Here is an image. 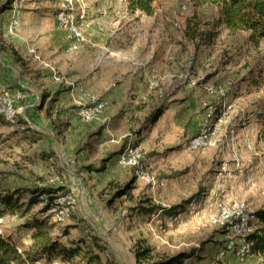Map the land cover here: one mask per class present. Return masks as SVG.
<instances>
[{
  "label": "crops",
  "instance_id": "obj_1",
  "mask_svg": "<svg viewBox=\"0 0 264 264\" xmlns=\"http://www.w3.org/2000/svg\"><path fill=\"white\" fill-rule=\"evenodd\" d=\"M67 1L19 0L21 24L19 17L15 27L20 24V28L16 30L12 29L11 20L14 14L16 20L20 12H15L12 1L7 2L8 9L0 11V91L18 86L26 90L27 98L18 111L44 121L40 122L44 128L32 129L34 135H29L27 142L32 146L44 142L40 161L56 173V179L63 177L65 184L73 187L76 177L65 166L64 157L77 153L75 157L84 162L87 158L84 145L93 143L96 150L97 147L103 150L107 140L115 141L124 129L136 127L140 128L141 148L157 154L152 161L162 174L172 173L167 179L173 182L174 189L179 179L192 178L193 169L199 167L206 172L205 185L209 187L207 197L201 200L205 199L204 209L211 216L224 204L245 203L254 210L253 205L263 209L264 113L248 114L246 106L235 101L238 97L221 98L218 88L229 87H217L215 91L209 87L208 92L216 95L211 97L206 92L208 83L202 80H186L183 86L173 81L169 83L172 86L164 88L169 95L161 116L152 125L144 124L157 103L156 90L151 91L150 87L151 73L171 76L175 72L170 55L166 63L158 59L160 47L153 38L156 27L153 16L131 12L126 0H72L74 12L77 9L83 17L79 28L85 41L71 50L72 42L56 20L58 12L67 7ZM2 5L4 2L0 0V8ZM69 37L76 42L83 40ZM12 49L21 58V64L11 58ZM82 91L106 103L105 117L79 121L77 116L89 106L92 97L83 96ZM5 94L13 99L9 93L1 95ZM13 101L15 120L19 100ZM225 103L231 108H223ZM77 104L83 107L80 109ZM207 104L218 110L216 115L214 111L205 112ZM207 115L208 119L215 117L214 145L212 142L213 146L201 155L189 153L186 142L197 133ZM22 119L28 124L25 117ZM97 130L102 131L100 138L93 141L91 136ZM109 161L105 170L111 164ZM187 167L190 171H181Z\"/></svg>",
  "mask_w": 264,
  "mask_h": 264
},
{
  "label": "rangeland",
  "instance_id": "obj_2",
  "mask_svg": "<svg viewBox=\"0 0 264 264\" xmlns=\"http://www.w3.org/2000/svg\"><path fill=\"white\" fill-rule=\"evenodd\" d=\"M11 1L13 5H16L15 12H20L19 0ZM72 4V0H68L67 7L58 12V14L63 11L73 13L72 15L76 18L75 22H77V24L75 23L77 30L83 38L80 42H76L69 37L70 33L65 31L72 42L71 50L74 49L75 44L85 41L80 30L82 14H78L77 9L74 12ZM76 4L78 3L74 5L76 6ZM152 8L150 15L153 16L156 26L154 37H152L154 41L159 42L160 56L158 59L160 62L166 63L170 60V55V62L174 63L173 70L175 71L170 73L171 76L163 72L151 73L153 80H151L150 87L151 91L156 90L157 97L154 110L157 107L164 108L166 106L164 101L169 93L164 88L167 85L172 86L169 83L177 81L176 85L183 86V82L186 80H202L209 85L206 87L209 96H216L208 92L209 87H226V84L229 83L228 90L218 88L217 92L221 98L227 97L233 100L238 97L239 99H235V101L243 103L248 114L254 111L264 113V42L254 45L248 40L247 34L243 32L232 33L220 28L218 35L212 41L213 44L204 45L199 40L191 41L185 38L184 29L187 21L189 23L191 17L195 15L196 19L200 21V29L216 32L217 30L212 27V23L218 17L215 8L211 6L194 8L187 0H156ZM13 19H15V14ZM60 29L62 28L60 27ZM21 85L25 86L24 84ZM18 87L15 89L12 87L5 88L0 91V95L9 93L15 96V93L18 92L26 93L24 88ZM81 94L83 96L91 95V93H84V91ZM91 96L101 100L94 94ZM102 103L105 105V111L100 118L105 117L107 107L104 101ZM16 105L17 117L13 123L0 118V194L21 190L24 191L21 201L26 202L30 193L39 188L55 191L62 189L55 195V199L68 195L69 200L64 205L65 208L70 209V214L64 221L57 222L53 218V210L51 211L54 222L51 218L50 221L55 225L52 230V237H61L60 239L65 241L67 238L62 236L63 232L68 233L69 238L91 232L97 240L105 244L107 251L116 261L115 264H134L132 251L135 244L141 240L146 241L157 252L169 256L180 252L194 251L193 257L182 264H264V252H252L248 257L239 258L226 250V245L229 242L227 233L212 224L211 220L209 222V211H205L203 205L205 199L201 200L207 197V187H209V185H205L208 182L205 178L206 172L199 167L193 169L192 178L186 181L179 179L176 184L177 188L174 189L173 182L167 179L172 173L162 174L160 170L156 169L157 164L152 161L157 154L153 151L146 152L141 148L139 144L140 128L124 129L119 139L107 140L103 150H99L100 147H97L96 150L93 143L84 145L83 153L87 157L84 162L75 157L77 153H71V155L64 157L65 166L68 170L74 171L76 177L73 182L74 186L71 187L69 184H65L66 180L63 177L56 179V173L51 172L50 168L45 167L44 162L40 161L41 156L44 155L40 152L41 149H44V142L36 143L33 146L27 142L30 139L27 137L34 135L32 129L44 128L40 124L44 121L39 117L37 118L36 115V118H33L20 114L18 110L23 107L24 101H17ZM209 106L213 105L207 104L205 112L208 114L209 111H214L216 115L218 110L211 108L207 111ZM222 106L226 109L231 108L226 103ZM239 111L242 113L243 109ZM23 117L26 118L28 124L24 121V124L19 123ZM214 119L215 117L208 119L207 115V120L204 123L201 122L202 125L199 126L200 128L209 121L210 125L208 124L209 127L205 128L204 132L208 138L213 139V145L214 137L213 135L210 137V134L214 133ZM144 124L149 125L145 119ZM103 127H106V123ZM101 132V130H97L91 136V140L98 141L94 138H100ZM194 136L186 142V151L189 153L201 155L213 146L190 149L189 144L194 140ZM129 144H134L140 148L138 167L146 175V179L137 176L136 167L132 166L129 159L124 168L118 164L119 155L123 152L121 156H124L126 146ZM37 157L38 160H36ZM103 159H110L111 164L107 170L98 172L96 169H99ZM87 166L91 167L92 170H83ZM45 169L48 172H45ZM181 171L188 172L190 168L187 167ZM132 178H136L135 188L131 191L132 198L123 196L113 200L112 195L116 188L124 186ZM200 184L204 185L199 187ZM66 185L69 186L66 187ZM197 194L198 200L196 198L190 207L188 205L181 213L173 217H166L161 214L143 215L135 210L140 202L147 200L151 201V204L169 207L177 205V203L180 204ZM46 198V195L40 196L42 201H46ZM151 204H143V206H150ZM253 206L255 211L260 210V205ZM42 207L43 204L34 206L28 216L33 215ZM23 222L24 220L13 216L6 217L2 225L4 230L12 235L20 248L27 249L31 243V230L20 229L19 227ZM259 224L260 222L253 226L251 233L261 227ZM236 246V249L239 250V244ZM220 253H224V256H220ZM34 264H45V262L40 260Z\"/></svg>",
  "mask_w": 264,
  "mask_h": 264
},
{
  "label": "trees",
  "instance_id": "obj_3",
  "mask_svg": "<svg viewBox=\"0 0 264 264\" xmlns=\"http://www.w3.org/2000/svg\"><path fill=\"white\" fill-rule=\"evenodd\" d=\"M128 9L131 12L140 11L146 15L152 13V5L156 0H126ZM185 1V0H181ZM194 8L211 6L216 9L218 17L212 23L216 32L200 29V21L193 15L184 29V37L188 40H199L204 45L213 44V39L218 35L220 28L229 32H243L247 34L248 40L252 44L264 42V0H187ZM10 3L1 6L0 11L9 8ZM192 24V25H191ZM209 26V24H207ZM205 41V42H204ZM11 58L21 64V58L13 49L10 50ZM2 95H0L1 97ZM45 98V96H44ZM25 101V100H24ZM54 101V99L52 100ZM164 108L159 107L152 111L145 119L149 125L154 124L163 113ZM3 120V118L0 116ZM19 123L24 124L20 119ZM110 159H103L98 172L105 170L106 163ZM84 169L92 170L87 166ZM136 178H132L124 186L117 187L112 195L113 200L127 196L132 198L131 191L135 188ZM111 184V183H110ZM52 189L39 188L30 193L26 202H22L24 191L14 190L0 194V264H34L44 260L45 264H115L111 253L107 251L103 242L97 240L94 234L77 235L69 238V234L63 232L61 237H52V230L55 225L52 220V213L55 203V195L61 192ZM46 195V201H42L40 196ZM198 194L182 201V203L161 207L151 204L147 200L140 202L135 210L143 215L161 214L166 217H173L182 212L195 199ZM151 204L143 206V204ZM43 204V207L36 213L28 216L34 206ZM257 223L260 228L246 237L247 243L251 244L252 252H264V208L257 210ZM17 217L24 220L20 229L31 230V243L27 249L20 248L12 235L4 230L2 222L6 217ZM28 216V217H27ZM53 221V220H52ZM54 222V221H53ZM56 223V222H55ZM224 246V245H223ZM134 264H182L193 257L194 251L180 252L176 255H166L157 252L154 247L146 241H138L133 248ZM114 262V263H113Z\"/></svg>",
  "mask_w": 264,
  "mask_h": 264
},
{
  "label": "bare ground",
  "instance_id": "obj_4",
  "mask_svg": "<svg viewBox=\"0 0 264 264\" xmlns=\"http://www.w3.org/2000/svg\"><path fill=\"white\" fill-rule=\"evenodd\" d=\"M10 0H3L4 3H7ZM73 14V13H72ZM71 13H65V11L61 12L57 16V21L60 27L70 33V35L77 41L82 39L81 34L77 30V22H75V16ZM20 15L17 13L15 25L19 23ZM63 17V19H60ZM77 21V20H76ZM76 23V24H75ZM98 99L95 97L89 98V106L90 103H93L94 112L98 113L99 117L103 115L105 105L102 102H97ZM14 101L9 95H2L0 97V113L4 116L6 121L14 122L15 111L13 110ZM77 106L81 109L83 106L77 104ZM85 109L80 111V116H84ZM209 125L206 123L200 130L199 139L197 142L195 140L191 141L189 144L190 149L194 148H207L212 145V138L207 139V135H205V128H208ZM212 132V131H211ZM214 136V133L210 134ZM209 149V148H208ZM201 150V149H200ZM195 151V150H194ZM202 152V151H201ZM133 156L131 157V155ZM140 148H138L134 144L127 145L124 156L130 157V163L132 166L136 167L137 176L143 177L146 179V175L141 171L138 167V161L140 159ZM65 198V200L63 199ZM59 197L54 200L55 206L52 211L53 218L57 222H62L69 217L70 209L65 208V202L69 200V196L66 195L64 197ZM45 200V198H44ZM68 205V203H67ZM223 207L218 210L216 215H212L211 223L224 230L227 233V238L229 240L228 245H226V250L228 252L234 253L239 258L248 257L251 255V244L247 243L246 237L251 233L252 228L255 224H257L256 211L250 205L245 203H234L230 205H221ZM253 213V214H252ZM233 220V223H232ZM239 244V250L236 249V245ZM220 256H224V253H220Z\"/></svg>",
  "mask_w": 264,
  "mask_h": 264
},
{
  "label": "built area",
  "instance_id": "obj_5",
  "mask_svg": "<svg viewBox=\"0 0 264 264\" xmlns=\"http://www.w3.org/2000/svg\"><path fill=\"white\" fill-rule=\"evenodd\" d=\"M16 6V5H15ZM14 9V8H13ZM60 19H63V17H60ZM11 27L12 29L16 30L17 28H20V27H15V19H12L11 20ZM218 86H212L211 89H217ZM226 87L228 89L229 87V83L226 84ZM13 97V100H19V101H24L26 100L27 98V95L26 93H22V92H18V93H15V96L12 95ZM97 102H103L101 100H97ZM1 106V105H0ZM213 106H209L208 110H211ZM79 121L82 122V123H85V122H88V121H91V120H95V119H99V115L98 113L94 112V109H93V103H90V106H86V110L84 111V116H77ZM227 126H229V124H227ZM201 130V127L199 128L197 134L194 136V140L195 142L198 141L199 139V132ZM218 133V132H217ZM216 133V134H217ZM207 139H210L207 137ZM133 156V154L131 155V157ZM130 157H124V156H121L120 159H118V164L120 167L124 168L125 166V163L126 161H128ZM146 183V182H145ZM60 196H61V193H60ZM63 198V197H62ZM65 200V198H63ZM223 207H219V211L220 209H222ZM253 214V213H252ZM210 216H211V213L208 214V218H209V222H210ZM232 223H233V220H232ZM245 260V259H244Z\"/></svg>",
  "mask_w": 264,
  "mask_h": 264
}]
</instances>
